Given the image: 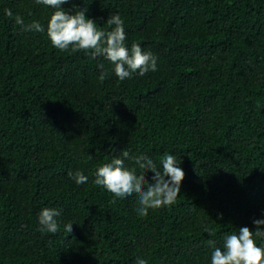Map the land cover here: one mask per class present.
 Returning a JSON list of instances; mask_svg holds the SVG:
<instances>
[{
	"label": "trees",
	"instance_id": "obj_1",
	"mask_svg": "<svg viewBox=\"0 0 264 264\" xmlns=\"http://www.w3.org/2000/svg\"><path fill=\"white\" fill-rule=\"evenodd\" d=\"M71 5L105 29L119 12L126 45L158 57V70L99 79L98 65L110 67L102 56L59 50L3 13L43 23L46 6L0 0V264H210L207 240L251 230L264 209V0L61 6ZM125 150L180 159L174 202L140 216L136 196L92 182L97 164ZM76 169L89 179L75 184L67 173ZM43 207L61 210L57 232L39 231Z\"/></svg>",
	"mask_w": 264,
	"mask_h": 264
},
{
	"label": "clouds",
	"instance_id": "obj_2",
	"mask_svg": "<svg viewBox=\"0 0 264 264\" xmlns=\"http://www.w3.org/2000/svg\"><path fill=\"white\" fill-rule=\"evenodd\" d=\"M35 3L46 6L50 11L43 23L36 19L25 23L23 17L13 13L11 8H4L3 13L6 17H14V23L23 31L45 34L51 45L59 50H84L92 57L102 56L109 61L110 67L104 69L103 64L98 65L101 69L99 79H104L109 71L123 80L137 71L144 76L158 70V57L144 51L140 43L126 45L124 21L119 12L108 13L103 18L102 24L108 26L105 29L98 26L100 24L96 19L86 16V8L76 5H71L70 9L62 7L65 0H35ZM127 161H131L134 167H129ZM148 170L152 172L151 182L146 179ZM67 174L77 185L89 179L80 169L69 170ZM93 177L94 184L102 186L117 199L127 200L136 196V211L144 216L150 208L174 202L184 170L180 159L170 151H165L157 164L150 155H133L125 150L108 162L97 164ZM60 216L61 210L57 207L41 208L37 213L39 231L57 232ZM72 223L65 222L64 230L70 232ZM252 224L254 227L251 230L248 225H242L225 233L219 245L215 239H208L210 264H264V209H260V215L252 219ZM203 231L208 235L214 233V229L207 224L203 226ZM254 235L261 238L260 242L254 240ZM135 261L136 264H148L142 256H137Z\"/></svg>",
	"mask_w": 264,
	"mask_h": 264
}]
</instances>
